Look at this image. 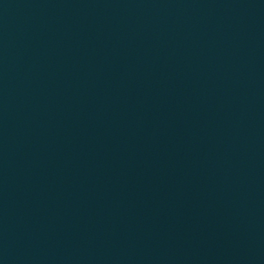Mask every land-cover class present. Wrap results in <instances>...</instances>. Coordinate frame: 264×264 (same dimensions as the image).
Returning <instances> with one entry per match:
<instances>
[{
    "label": "water",
    "instance_id": "obj_1",
    "mask_svg": "<svg viewBox=\"0 0 264 264\" xmlns=\"http://www.w3.org/2000/svg\"><path fill=\"white\" fill-rule=\"evenodd\" d=\"M0 264H264V0H0Z\"/></svg>",
    "mask_w": 264,
    "mask_h": 264
}]
</instances>
